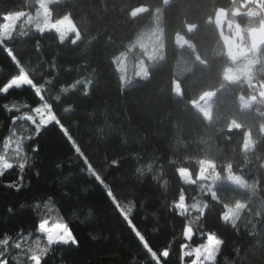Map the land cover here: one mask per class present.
Here are the masks:
<instances>
[{"label": "trees", "instance_id": "16d2710c", "mask_svg": "<svg viewBox=\"0 0 264 264\" xmlns=\"http://www.w3.org/2000/svg\"><path fill=\"white\" fill-rule=\"evenodd\" d=\"M142 5L147 10L133 15ZM36 6L37 0H0V24L5 14ZM49 7L54 20L71 16L80 40L74 42L72 33L31 30L0 45V87L23 67L60 120L37 134L26 117L39 121L34 109L44 99L28 86L0 94V155L15 134L27 160L22 180L19 162L0 175V239L34 237L38 224L49 219L67 224L79 244L46 245L42 264H157L106 195L111 191L125 211L131 208L132 224L159 264H181V244L202 243L208 232L223 241L215 264H264V44L251 55L256 62L249 73L227 77L231 60L215 21L218 10H226L227 24L239 23L247 38L264 20V0H56ZM155 24L159 36L148 50L161 41L164 57L153 65L146 50L136 52L134 45ZM178 34L193 47L178 46ZM124 53L132 65L143 56L148 75L133 67L128 79L134 82L125 84L118 63ZM176 80L181 95L174 93ZM209 91L216 97L207 117L194 102ZM204 161L222 175H242L248 185L216 186L189 242L183 230L198 215L190 205L210 199L200 192ZM183 168L193 184L181 180ZM181 191L189 206L184 216L175 208ZM226 208H239L235 227L220 219ZM5 247L0 258L8 264H31L25 251L18 255L13 246L0 245Z\"/></svg>", "mask_w": 264, "mask_h": 264}, {"label": "rangeland", "instance_id": "374dc122", "mask_svg": "<svg viewBox=\"0 0 264 264\" xmlns=\"http://www.w3.org/2000/svg\"><path fill=\"white\" fill-rule=\"evenodd\" d=\"M53 1L56 0H37V6L34 9L26 8L17 13H14L13 23H15L17 19L19 21L17 22L16 27L13 30V35L17 37H23L20 35L21 29H23L25 35H27L31 30H38L35 27L39 25L42 29H46V30L50 29V30H56L60 33H72L74 42L80 40L81 36L78 31V28L69 14H66L61 19L58 20L52 19L51 9L49 5ZM147 8L148 7L146 5L139 6L133 10L132 14L135 15L141 13L147 10ZM215 21L218 24L222 35L224 36L226 52L231 60V64L228 66L226 70V76L230 78H237L238 74L240 76L241 74L244 75L246 73H249L251 66L256 62V58L251 55H254L255 54L254 52L258 51L259 48L264 44V20L262 21L260 26L253 27L249 30L247 38H245L243 28L239 23L229 22L227 26L226 10L219 9L218 12L216 13ZM159 27L160 30H162V27L161 26ZM189 29L191 30L194 29V26L189 25ZM158 36H159V28L155 24V26H153L150 30L145 32L134 45V47L137 48L136 52L141 51V49L144 51L146 50L145 55L149 57L150 62H152L153 65L164 57V45L163 42L161 41L160 42L156 41V44L152 45V49L150 51L148 50L149 47L151 46V42H154L156 38H158ZM176 43L180 47H185V46L189 48L193 47V43L182 34H178L176 36ZM118 63L120 70L122 72L121 75L123 77V82L125 84H132L134 82V79L132 77L128 79L132 71L131 68L133 67L136 73L140 74L141 76L148 75V73L146 72L147 65L143 56H140L135 62H133V64L134 63L135 64L132 65V63L129 60L128 54L124 53L118 57ZM174 93L175 95H181V87L177 80L175 81ZM41 95L44 99L42 92ZM215 97H216V92L214 91L206 92L201 98H199L194 102V105L196 108L201 110L207 117H210L211 105L214 102ZM246 102L248 101L242 98L243 107L248 106ZM45 103L46 100L44 99L41 107L42 109ZM43 110L45 112L47 111L46 109ZM24 127H25V123H23L20 126V128L16 130V133L18 134V132H21L24 129ZM17 142H19L22 152L23 148H22L21 140L15 134L8 136V138L5 141V144L8 145V149L5 150V148H3L2 151V156H5L11 163L20 162L19 159L16 158L15 156ZM247 144L248 147L251 146L250 139L247 140ZM180 174L183 180L194 181V178L192 177V174L188 169H184V168L180 169ZM199 179L201 180V184L207 185L212 189L213 194H215V188L218 185H231L237 188H244L248 185V181L242 175L235 173L231 170H228L226 175L220 174L214 163H212L211 161H204L202 163V167L199 172ZM213 180H215L214 185L212 183ZM229 209H232L233 214L237 216V213L239 212V208H229ZM54 223H63V222H54L52 220H49L50 226L53 225ZM45 239L46 236L41 233L34 235V237L33 236L25 237V239L22 242V249L21 250L16 249L18 251V255L20 253H24V247H26L27 245L31 244L34 246L37 240H39L41 247H46L47 242L45 241ZM19 241L20 239H18L15 242H19ZM202 243H206V239ZM199 244L196 245L191 244V246L195 247Z\"/></svg>", "mask_w": 264, "mask_h": 264}, {"label": "snow or ice", "instance_id": "6c2138e0", "mask_svg": "<svg viewBox=\"0 0 264 264\" xmlns=\"http://www.w3.org/2000/svg\"><path fill=\"white\" fill-rule=\"evenodd\" d=\"M14 13L13 14H5L4 20L5 22L3 24H0V45H3L5 40H12L13 39V30L16 27L18 19L15 23H13ZM39 30L40 33H44L46 29H42L39 25L35 27ZM50 30V29H49ZM20 35L24 36L25 33L23 29L20 31ZM62 37L60 38V42H62ZM7 55L11 57L12 61L19 64V61L17 60L16 55H14L11 48L7 49ZM23 86H28L35 90V94L37 96H40L41 99L43 97L41 96V88L36 86L33 79L29 77L28 72L25 71L23 67L19 68V74L14 75L9 82L4 84L2 87H0V94H7L9 91L13 88L15 89H21ZM64 91H67V89H64ZM43 109H46L45 112ZM43 109L41 107H36L34 109V112L39 115V121H37L32 115H29L26 117L28 121L31 122L32 125L35 127V131L37 134L40 133L41 129L53 122L55 124L60 125V120L57 118L55 114H53L52 107L49 104H45L43 106ZM61 128L63 129V126L61 125ZM64 135L67 137L69 141H72V137L68 134L67 129H63ZM74 150L76 153L83 156V153L81 152V148L76 145L75 141H72ZM5 150L8 149V145H4ZM38 150V146L33 149V151ZM16 158L19 159V170L21 172L20 179H23V171L26 167V158L21 153V147L19 142H17L16 146ZM85 163L87 164V160L85 159ZM116 161H113V164H116ZM14 167V164L9 162V160L5 157L0 155V175H3V170L12 169ZM149 170H151V165L148 166ZM88 170L92 172L91 165H88ZM92 175L95 176V179L97 181H101V178L99 175H97L95 172H92ZM183 182L188 184H193L194 181H184ZM213 185L215 184V180L212 181ZM9 187H16V190L19 191L18 185H8ZM200 192L204 193L205 196H207L210 199H197L194 203L190 205V208L192 210H195V212L198 214L195 218V220H189L188 225L185 226L183 230V237L186 241H192L194 233H193V227L192 225L197 223L201 217H204L206 212L210 210V203L209 201L212 200L213 192L210 187L207 185L202 184L200 186ZM108 197H112L113 205L115 208H118L120 210V214L122 216V219L130 226L131 230L134 232L135 236L138 237L139 241L142 243L143 248L147 251L148 254L151 255L152 259L159 264V258L157 257V253L152 250V248L149 246L148 242L145 240V237L141 234L139 230L135 228V226L132 224V219L129 216V212H131V208H128L127 211L122 208L119 203L116 202L114 198V194L111 191H108L106 193ZM185 194L183 191L180 192L178 197V203L175 204V208L178 209L179 215L184 216L186 212L189 210V206L185 204ZM215 203H219V198L216 197L213 201ZM220 219L224 222H230L233 227L237 224V216L233 214V210L226 208L220 215ZM38 231L39 233L46 236L47 245H74L78 246L79 241L73 234V232L70 230L69 226L65 223H54L53 225H49V220L44 219L42 222L38 224ZM25 238L21 237L19 242H13L9 238L0 239V245L4 246H13L17 250L22 249V242ZM214 242V243H213ZM223 244V241L218 239L216 234L214 232H208L206 234V243H201L195 247L191 246L190 243H183L180 246L181 249V256L180 261L181 264L187 259L192 258L190 261V264H215L217 255L220 251L221 245ZM48 247H41L39 240H37L33 245L29 244L26 247H24L25 254L28 256L31 264H42V260L45 256V254L48 252ZM7 251V247L0 248V257L5 256V252ZM169 256V250L165 249L162 252V257H168ZM0 264H8L7 259L0 258Z\"/></svg>", "mask_w": 264, "mask_h": 264}, {"label": "clouds", "instance_id": "9594fccd", "mask_svg": "<svg viewBox=\"0 0 264 264\" xmlns=\"http://www.w3.org/2000/svg\"><path fill=\"white\" fill-rule=\"evenodd\" d=\"M137 171H140L139 169H137Z\"/></svg>", "mask_w": 264, "mask_h": 264}, {"label": "crops", "instance_id": "0c3cea01", "mask_svg": "<svg viewBox=\"0 0 264 264\" xmlns=\"http://www.w3.org/2000/svg\"><path fill=\"white\" fill-rule=\"evenodd\" d=\"M227 26H228V24H227Z\"/></svg>", "mask_w": 264, "mask_h": 264}]
</instances>
